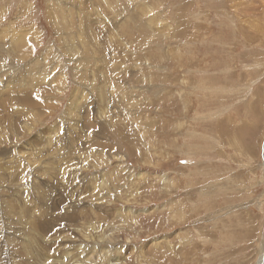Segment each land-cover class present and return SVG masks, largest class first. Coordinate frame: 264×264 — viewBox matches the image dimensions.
Segmentation results:
<instances>
[{"label":"rangeland","instance_id":"1","mask_svg":"<svg viewBox=\"0 0 264 264\" xmlns=\"http://www.w3.org/2000/svg\"><path fill=\"white\" fill-rule=\"evenodd\" d=\"M263 250L264 0H0V264Z\"/></svg>","mask_w":264,"mask_h":264},{"label":"bare ground","instance_id":"2","mask_svg":"<svg viewBox=\"0 0 264 264\" xmlns=\"http://www.w3.org/2000/svg\"><path fill=\"white\" fill-rule=\"evenodd\" d=\"M15 43V42H14ZM17 43V42H16ZM87 51V50H86ZM88 52V51H87ZM95 58V57H94ZM31 95V94H30ZM66 239V238H65ZM69 239V238H67ZM261 258V259H260ZM260 258L257 260V264H264V250L260 255Z\"/></svg>","mask_w":264,"mask_h":264}]
</instances>
